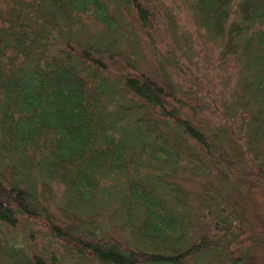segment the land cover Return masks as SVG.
Returning <instances> with one entry per match:
<instances>
[{"label": "trees", "instance_id": "obj_1", "mask_svg": "<svg viewBox=\"0 0 264 264\" xmlns=\"http://www.w3.org/2000/svg\"><path fill=\"white\" fill-rule=\"evenodd\" d=\"M252 185L264 0H0V264H259Z\"/></svg>", "mask_w": 264, "mask_h": 264}, {"label": "rangeland", "instance_id": "obj_2", "mask_svg": "<svg viewBox=\"0 0 264 264\" xmlns=\"http://www.w3.org/2000/svg\"><path fill=\"white\" fill-rule=\"evenodd\" d=\"M168 179L175 181L182 189V195L191 207L193 216L197 214V207L200 195L203 192L205 184L214 187V180L204 174H195L183 171L177 168L167 176ZM233 196L239 203L244 217L256 224L264 225V195L256 185L249 186L242 192L233 191ZM43 201L48 210L56 218L67 221L86 218L85 215L65 212L58 208L53 200L47 195L43 196ZM110 233L116 237H121L120 225H114L110 228ZM255 261L264 264V241L256 245L253 249Z\"/></svg>", "mask_w": 264, "mask_h": 264}]
</instances>
